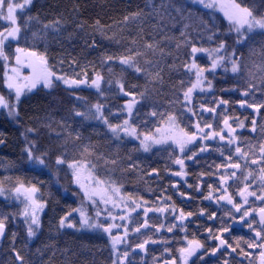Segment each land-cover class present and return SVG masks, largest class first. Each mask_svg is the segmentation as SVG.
Masks as SVG:
<instances>
[{
	"label": "snow or ice",
	"instance_id": "snow-or-ice-1",
	"mask_svg": "<svg viewBox=\"0 0 264 264\" xmlns=\"http://www.w3.org/2000/svg\"><path fill=\"white\" fill-rule=\"evenodd\" d=\"M196 3L203 6L211 14L219 9L228 22L230 33H234V44L237 47L245 46L250 38L259 32L264 35V13L258 14L253 7L236 0H196ZM33 0H0V22L7 26L0 27V61L3 62V83L9 90L10 94H14V100H10L3 95H0V108L6 110L10 117L19 119V104L21 97L26 92H31L38 86L51 89L57 84H63L69 89H80L82 87L94 89L97 94L104 98L105 89L102 85L108 86V91L115 88V91L122 96L124 104L118 106V111L113 112L107 105L100 103L89 104L84 100V111H74V117L81 121L95 120L101 123L106 128L107 133L116 141L124 138H134L139 142L140 149L144 152L151 151L154 147L159 146L161 149L168 151L169 161L172 165L178 166L179 170L172 172L171 175L181 179L187 177L186 161L197 162L198 153L191 151L190 146L200 145L199 153H204L209 150L208 145L213 142L222 143L229 151V155L224 156L223 149L220 151L225 162L215 166L216 170L223 172L219 175L218 183L214 187L212 184L207 185V195L204 199L215 201L216 204H223L225 207H231L235 214L238 215V222L246 225L248 230L254 235L247 241L244 237H236L233 243L224 238V234H231L232 228L237 222L232 214H226L229 220L232 221L228 226H225L224 217H221V223L214 231L213 228L205 229L209 241L215 242V247L207 248L204 241L193 237L188 239V233L185 222L189 218L197 215V213L188 211L183 208L177 209L171 197L160 196L156 197L154 204L162 206H149V201L143 196H135L128 192L122 194V185H118L112 179H100L95 175L97 163L100 162L106 166L115 169L119 166L118 158L109 159L103 154L97 153V145L89 142L82 144L79 148V157H68L67 147L72 143L73 147L82 140L79 132L64 131L57 133L58 139H63L61 147L64 149L60 154L51 153L49 149L41 150L36 141L28 139V135H38L34 128H26L25 146L22 149L23 155L31 166L38 169H47L50 163L57 168L66 167L70 170L73 182L78 185L84 199L95 208L93 215L89 216L86 211L75 209L79 214V226L82 229H90L104 233L108 236L111 248L114 254L112 264H133L129 260V254L137 249L142 252H147V247L161 243L152 239L151 236L143 239L142 242L136 243L134 247L128 243V237L131 234L137 236L144 235L149 231L153 233H173L174 228L179 227L183 232V239L177 241L182 246L174 250L169 248L168 241H163L165 245V254L170 256V259H165L163 264H207L204 261L205 255L216 256L217 253H227L228 256L223 260L222 264H229V257L233 254H238L248 260V264H253L252 251H245L240 245L249 250H257L259 253L258 264H264V206L255 208L249 203V199L259 201L264 205V141L258 144H251L247 140H241L237 134L238 129L246 128L245 121L238 116H227L226 114L220 117V123L217 127L208 120H201L198 116L204 114H216L218 107H227L229 101L220 98L214 101V107H206L204 104L194 105L193 97L197 92L203 93L205 86L208 90L212 88V82L207 79V75H215L217 69H223L225 73L231 72L239 76L243 74L245 68L242 55H237L236 47L226 43L220 38L214 30V25L201 22L200 28L203 30L196 33L197 36L207 34V42L213 44L214 47L205 48L202 45L204 40H193L190 34L185 33L183 38V46H186L187 59L182 61L181 67L189 75L188 86L185 88V82L180 81L181 91L174 100L169 101L170 111L158 112L153 109L148 115L156 120L159 126L149 127L147 122L141 121V124L146 128L145 131H140L136 123H134V114L138 111V106L147 100L149 89L138 92L135 86L133 90L126 91L123 78H114L112 69L108 68V78L92 68V76L89 77V69L81 67L79 62L73 58L69 62V67L73 69L72 75L62 74L59 69L49 63L46 53L36 50L35 45L32 47H21L22 38L27 40V33L30 31L29 25L33 22L39 23L38 17L26 16L21 23L17 13L22 16L25 10H30ZM179 12V8H174ZM143 14L134 12L123 17V23L127 24L132 21H139ZM162 19V18H161ZM63 26V21L59 18L41 25L40 32H32L31 38L33 41L43 40L44 34L48 32H58ZM91 27L95 31H99L101 35L111 31L110 28L102 26L99 20H96ZM188 25H185L187 28ZM85 25L80 23L77 29L84 31ZM109 40L119 42L116 34L106 37ZM122 39V37H121ZM144 40L140 32H137L136 38L131 40V46L126 49L125 54L120 56L106 55L101 58L100 64L103 67L107 64L118 63L121 67L133 69L135 73L143 74L149 83H160L163 80L161 72L158 68L159 61H150L144 59L148 53L158 54L160 57L171 55L166 53L161 47L159 41H153L148 38L144 43L139 41ZM16 47L10 56L6 49H10L11 45ZM181 44H177V49L181 48ZM92 48H96V41L93 40ZM143 49V51H141ZM206 54L209 63L201 65L197 62L198 55ZM262 62L254 65L255 72L249 71L248 80L245 84V89L241 93L242 98L236 103L242 109H250L254 116L250 120L251 133L257 132V120L255 114H260L264 110V51L261 52ZM143 61V64L141 63ZM230 66V67H229ZM75 67H80L79 72L75 71ZM27 69L28 74H24ZM258 74V75H257ZM259 79V83H257ZM259 92L261 99L257 102L255 99L256 93ZM182 96V99H180ZM77 100H82V97H76ZM249 100L252 102L249 103ZM179 105V107H177ZM108 115H105V111ZM118 120L117 123L110 121L109 117ZM187 118V119H185ZM215 119V116L213 115ZM261 124L259 131L264 136V115L260 116ZM182 121L184 122L182 124ZM231 121V122H230ZM235 125V126H233ZM62 129H66L67 125H61ZM4 139H0V144H3ZM207 142V143H205ZM241 145H244L242 147ZM138 165L128 162L129 169H135ZM255 170V171H254ZM258 172V175L256 174ZM237 173L240 175L237 176ZM215 174V173H213ZM146 175H159V170L152 168ZM209 173H200L199 182L195 184V190L199 192L203 187V177ZM243 180V187L236 190V196L229 191L232 183H240ZM259 181V183H256ZM255 184L259 192L252 190V185ZM174 190H178L179 181L170 185ZM187 187L192 188L193 185ZM5 193L11 195L16 200H21L24 204L23 210L19 213L24 218L26 224L27 237H35L41 228L40 212L46 206V201L38 200L40 190L35 184L26 186L23 182L17 180L12 187L6 188L0 182V195ZM181 197H187L185 192H179ZM236 197L240 202L236 203ZM190 198V197H189ZM204 209H200L198 215L205 214ZM115 213V214H114ZM143 214L142 222L135 221L133 214L140 216ZM149 213L153 215L170 214L172 219L177 223L165 225L163 222H149ZM72 212L66 213L59 220L60 228H76L77 225L70 217ZM258 216V219L256 217ZM8 214L0 213V239L6 235ZM217 219L216 212H211L208 215L209 221ZM115 232V235L113 234ZM16 233H11V252L15 257L14 264H27L20 251L15 247ZM235 245V246H234ZM123 246L126 250L121 252ZM239 250V251H238ZM203 252V255H197ZM193 257H197L193 260Z\"/></svg>",
	"mask_w": 264,
	"mask_h": 264
},
{
	"label": "trees",
	"instance_id": "trees-1",
	"mask_svg": "<svg viewBox=\"0 0 264 264\" xmlns=\"http://www.w3.org/2000/svg\"><path fill=\"white\" fill-rule=\"evenodd\" d=\"M19 0H16L18 2ZM237 3H245L254 8L258 14L264 13V0H236ZM174 8H179L177 12ZM134 12L143 14L142 19L135 22L123 23V17ZM21 23L26 16L39 18V23L33 22L28 27L27 40L22 38L21 47H32L35 45L37 51L46 53L49 63L59 69L62 74L72 75L73 69L69 67L71 59L75 58L81 67L89 69V77L92 76L91 69L94 67L108 78V68L112 69L114 78H123L126 91L133 90L135 86L138 92L149 89L148 99L134 114V123L140 131L146 128L141 121L147 122L149 127L159 126L158 122L148 114L153 110L158 112L170 111L169 101L179 95L180 81L188 86L189 75L180 66L182 61L187 59L188 51L183 46L184 34H190L191 39H202L205 48L214 47L207 42V34L197 36L201 22L214 25V30L221 34L227 44L236 47L237 55H242L245 68L243 74L236 76L230 71L225 73L223 69H217L215 75H207L212 82L213 90L210 95L213 97L236 96L242 98L241 93L245 89L249 71L255 72L254 65L262 62L261 52L264 51V35L257 32L243 47L234 44L235 35L229 32L228 22L223 13L216 10L211 14L196 3L195 0H33L30 10H25L23 16L18 12ZM61 19L63 26L58 32L44 34L43 40L33 41L32 32H40L41 25L55 19ZM162 18V19H161ZM99 20L102 26L108 27L111 31L101 35L91 25ZM83 23L84 31L77 29V25ZM185 25H188L185 28ZM7 26L0 22V27ZM140 32L144 43L149 37L153 41H159L160 47L171 55L160 57L158 54L148 53L144 59L159 61L158 68L163 77L160 83H149L143 74L135 73L133 69L121 67L118 63L104 65L100 64L102 57L106 55L120 56L125 54L126 49L131 46V40L136 38ZM116 34L119 42L109 40ZM122 37V39H121ZM95 40L97 47L92 48V41ZM181 44L177 49L176 45ZM16 45L12 44L6 49L12 55ZM143 51V49H141ZM197 62L201 65L209 63L206 54L198 55ZM143 64V61H141ZM230 67V66H229ZM80 67H75L79 72ZM3 62L0 61V95L14 100V95L3 83ZM258 75V74H257ZM259 83V79H257ZM105 96L100 97L94 89L82 87L80 89H69L63 84H57L48 89L38 86L31 92H26L20 100L19 119L10 117L6 110L0 108V182L4 187L10 188L19 180L26 186L35 184L40 190L39 199L46 201L40 216L41 228L35 237L28 238L24 218L19 215L23 210L22 201L16 200L5 193L0 195V213L8 214L7 236L0 242V264H14L15 257L11 249V233H16L15 247L20 251L27 264H102L103 258L93 231H83L79 228L78 215L74 213L77 207L85 206L86 200L80 190L73 182L70 170L66 167L57 168L50 163L47 169L34 168L29 164L22 153L25 146V129L34 128L38 135H28V139L34 140L41 150L49 149L50 154H60L64 149L61 147L63 139L57 138V133L64 131L79 132L82 140L73 147L68 144V157H79V148L82 144L89 142L97 145V153L107 156L109 159L118 158L120 164L117 168L111 169L103 164L97 163L95 175L100 179H112L118 185H122V193H133L140 196L146 189L156 193L160 186V178H149L146 173L152 168L161 169L158 164L159 156L164 153L163 149H152L144 152L140 149L139 142L134 138H124L120 141L114 140L105 127L95 120L81 121L74 117V111H84V100L89 104L96 102L103 103L113 112L118 111V106L124 104V99L113 88L108 91L106 84ZM205 95L197 94V97ZM76 97H82L77 100ZM182 99V96H180ZM258 102L261 99L260 93L255 96ZM251 101V100H250ZM179 107V105H177ZM108 115V111H105ZM110 121L117 123L118 120L109 117ZM67 125L62 129L61 125ZM129 160L136 165L135 169L128 168ZM151 160V162H150ZM159 179V180H158ZM142 196V195H141ZM95 209L93 206H91ZM72 212L70 219L76 223L74 229L60 228L59 220L66 213Z\"/></svg>",
	"mask_w": 264,
	"mask_h": 264
},
{
	"label": "flooded vegetation",
	"instance_id": "flooded-vegetation-1",
	"mask_svg": "<svg viewBox=\"0 0 264 264\" xmlns=\"http://www.w3.org/2000/svg\"><path fill=\"white\" fill-rule=\"evenodd\" d=\"M213 90V86L211 90L203 92V93H196L193 97V103L194 105L198 106L200 104H204L206 107H214V101H218L220 98H223L225 100H228L230 103L229 105L225 107H218L216 114H213L215 116V119L213 118V115L210 114H204L203 116H198L201 120H208L213 123L214 127L218 128V124L220 123V117L223 115L227 116H238L240 119L245 121L246 128L244 130L238 129L237 134L240 136L241 140H247L251 144L255 145L262 141H264V136L261 135L259 131V125L261 124L260 116L264 115V110H261L260 114H255V118L257 120V132L251 133L250 128V120L253 118L254 113L250 109H242L240 106L236 103L241 98L236 96H225V97H213L209 93ZM197 94H203L205 96L197 97ZM252 101L249 100V103ZM187 119V118H185ZM231 122V121H230ZM184 122L182 121V124ZM235 126V125H233ZM207 143V142H205ZM244 147V145H241ZM199 147L200 145L197 144L195 146H190L191 151L188 152V155H191V152H197V162L192 161H186V171L188 173L187 177L181 179L179 177H174L171 175L172 172L178 171V166H174L169 161L168 151H164L161 156H159V163L161 165V169L159 170V175H151L149 178H160V186L157 189L156 193H153L152 190L146 189L145 191H142L141 195L144 197L145 200L149 201V206H162V205H156L154 204L156 197L160 196L163 198L164 196L171 197V200L174 202L177 209L183 208L185 212L192 211L197 213V215L189 218L188 221L185 222L187 233H188V239H192L193 237L200 239L201 241H204L207 248L215 247V242L209 241L207 238V233L205 231L206 228L211 227L215 231L216 228L220 225L221 217H224V223L225 226H228L230 223H232L231 220L228 219L226 214H232L233 218L237 221L235 223V226L232 228L231 234L225 233L224 238L229 240V243H233L236 237H244V240H249L254 233L250 232L246 225L241 224L238 222V215L235 214L233 209L229 207H225L223 204H216L215 201H209L204 199V197L207 195V185L212 184L214 187L218 183V177L219 175L224 174L223 172H220L219 170H216L215 166L221 163H224V157L221 156L220 151H217V149H223L224 156L226 157L229 155L228 149L220 142H213L208 145L209 150L204 153H199ZM158 148L161 149L159 146L154 147L153 149ZM150 152V151H149ZM151 162V160H150ZM255 171V170H254ZM209 173V175L203 177V187L199 192L195 190V184L199 182L200 173ZM215 173V174H213ZM258 175V172H256ZM240 174L237 173V176ZM179 181L178 190H174L170 185L177 183ZM231 187L229 188V191L233 194V196H236V190L240 187H243V180L241 179L240 183H232L229 182ZM256 183H259L257 181ZM188 185H193L192 188L187 187ZM252 190H256L257 192L260 191V189H257L255 184L252 185ZM179 192H185L188 194L187 197H181L179 195ZM124 194V193H122ZM140 195V196H141ZM190 197V198H189ZM240 200L238 197H236V203H239ZM249 203L252 204L253 207L259 208L261 205L259 201H253L252 198L249 199ZM44 209V208H43ZM204 209L205 214L203 216L198 215L199 210ZM89 209L87 210V212ZM211 212H216L217 219L215 221H209L208 215ZM42 214V213H41ZM133 218L135 221L142 222L143 214L141 213L140 216H136L133 214ZM258 219V216L256 217ZM149 222L151 223H158L163 222L166 226L170 225L175 222L170 214H164V215H153L152 213H149ZM74 229V228H69ZM77 229H80L77 228ZM83 231H93L97 234V239L93 238L91 239L90 236H86L90 240H95L100 246L101 254L103 258L102 264H112V260L115 258L111 244L109 242V238L106 234L97 232L94 230L89 229H82ZM147 236H151L152 239L161 241V243H157L156 245H149L147 247V252H142L141 250L137 249L134 253L130 251L129 254V260L133 262V264H163V261L165 259H170V256L165 254L164 248L165 245L162 243L163 241H168V247L174 250L176 248L181 247L182 245L180 243H177V241H180L183 239L184 232L179 228L176 227L173 230V233H167L166 231H163L161 233H153L149 231L148 233L144 235H135L131 234L128 237V243L131 244L133 247L136 243L142 242L143 239L147 238ZM235 246V245H234ZM241 248H244L245 251H252L253 257L251 258L253 261V264H258V256L259 253L257 250H249L247 249L244 244L240 245ZM126 249L121 246L120 251L123 252ZM239 251V250H238ZM197 255H203V252L198 253ZM228 256L227 253H217L216 256H210L205 255L204 261L207 262V264H222L223 260ZM193 260H196L197 257H193ZM197 264H200L199 261H197ZM229 264H248V260H246L244 257L239 256L238 254H233L231 257H229Z\"/></svg>",
	"mask_w": 264,
	"mask_h": 264
},
{
	"label": "rangeland",
	"instance_id": "rangeland-1",
	"mask_svg": "<svg viewBox=\"0 0 264 264\" xmlns=\"http://www.w3.org/2000/svg\"><path fill=\"white\" fill-rule=\"evenodd\" d=\"M196 1V0H195ZM19 2H22V0H19L18 1V3ZM225 2H226V0H225ZM218 11H220L219 9H217ZM221 12V11H220ZM28 71L29 70H27V69H25L24 70V74L25 75H27L28 74ZM206 91H209L208 89H207V87L205 86V91L204 92H206ZM198 93H200V92H198ZM14 95V94H13ZM77 187H78V185H76ZM78 189H79V187H78ZM80 190V189H79ZM80 192H81V190H80ZM37 199L38 200H40L39 199V196H37ZM21 201V200H20ZM24 205V204H23ZM76 209H81V210H84V211H86L87 212V210L89 209V211L87 212V214L89 215V216H91V215H93L94 214V212H95V209H93L92 207H91V205L86 201V205L85 206H81V207H77ZM43 211V210H42ZM42 211L40 212V216H41V213H42ZM74 213H76L77 215H78V219H79V214H78V212H74ZM115 214V213H114ZM90 230V229H89ZM114 235H115V232L113 233ZM109 242H110V240H109Z\"/></svg>",
	"mask_w": 264,
	"mask_h": 264
},
{
	"label": "water",
	"instance_id": "water-1",
	"mask_svg": "<svg viewBox=\"0 0 264 264\" xmlns=\"http://www.w3.org/2000/svg\"><path fill=\"white\" fill-rule=\"evenodd\" d=\"M7 229H8V227H7ZM7 229H6V235H5V237H4L3 239H0V242L4 241V240L6 239V236H7Z\"/></svg>",
	"mask_w": 264,
	"mask_h": 264
}]
</instances>
